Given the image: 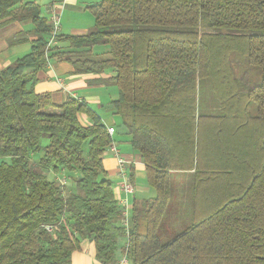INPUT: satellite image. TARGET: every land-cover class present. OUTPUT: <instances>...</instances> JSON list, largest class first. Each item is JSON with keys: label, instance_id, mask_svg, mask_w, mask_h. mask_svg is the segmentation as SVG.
<instances>
[{"label": "trees", "instance_id": "1", "mask_svg": "<svg viewBox=\"0 0 264 264\" xmlns=\"http://www.w3.org/2000/svg\"><path fill=\"white\" fill-rule=\"evenodd\" d=\"M87 8L94 30L59 34L46 51L52 26L40 5L0 0V25L30 21L36 36L28 53L0 66V264H71L85 238L97 260L116 264L123 236L130 264H264V0H100ZM98 44L108 49L96 53ZM51 60L70 61L78 74L114 73L95 80L117 87L113 113L156 193L132 206L129 230L104 167L108 125L82 99L55 104L36 91ZM252 67L261 80L250 86ZM206 77L214 113L198 101ZM175 171L192 172V218L164 241L158 227Z\"/></svg>", "mask_w": 264, "mask_h": 264}, {"label": "crops", "instance_id": "2", "mask_svg": "<svg viewBox=\"0 0 264 264\" xmlns=\"http://www.w3.org/2000/svg\"><path fill=\"white\" fill-rule=\"evenodd\" d=\"M34 1L40 5L42 10V16L49 18L53 11V8H59L62 12L61 15V28L60 34L63 35H83L91 32L95 28V20L87 8L88 5L96 3L100 0H56L55 5L51 0H26ZM33 24L30 21H11L0 25V66L6 67L12 64L17 58L28 53L31 50L33 40L36 38L33 32ZM22 35L24 40L16 43L9 44V39L12 36ZM95 52V51H94ZM97 53V52H96ZM113 72L94 74V73H75L74 65L67 60H51L48 66L38 73V82L36 84V91L38 93L49 92L52 95V100L55 104H61L69 97H77L86 102L92 109L98 112L104 122L108 126H115L116 132L114 133V141L117 143L123 142L120 147L121 152L124 154L128 166L130 179L135 186V192L130 197V210L136 202H141L145 199L153 198L155 196V190L152 188L148 180L145 179L146 170L145 163L143 162L140 152L134 149L131 145L129 133L118 132V119L113 116L107 117L106 114H102L101 110H112L111 101L118 97L114 84H105L103 81H96L99 77L108 78L113 76ZM114 88V90H113ZM111 90V91H110ZM118 91V89H117ZM110 92L113 94L110 96ZM106 115V116H105ZM83 123H89V119L86 115H80ZM116 133L123 135L124 139L116 138ZM104 167L107 171V175L114 182L115 196L118 197L116 184L119 182L117 175V160L115 156L108 150L104 157ZM180 175L191 174V171H175ZM140 176L139 179L137 176ZM147 176V175H146ZM57 178V177H56ZM121 195V194H120ZM166 213V212H165ZM165 214L160 222L163 225L165 222ZM191 221L188 217L185 222L179 226V229L183 230L187 224ZM139 230L144 232L146 229L145 221L140 220L138 224ZM178 227H168L165 233H169L168 240H171L176 234ZM180 230V231H181ZM159 233V232H158ZM160 235V234H159ZM127 236H123L119 240V250L117 253L116 264H130L129 261L121 263L122 249L127 243ZM164 241H168L164 238ZM96 246L93 241L88 238L82 239L80 243V249L76 250L72 255L71 264H103L95 257Z\"/></svg>", "mask_w": 264, "mask_h": 264}, {"label": "rangeland", "instance_id": "3", "mask_svg": "<svg viewBox=\"0 0 264 264\" xmlns=\"http://www.w3.org/2000/svg\"><path fill=\"white\" fill-rule=\"evenodd\" d=\"M62 22V21H61ZM22 36V35H21ZM19 36V37H21ZM15 37V36H13ZM11 36L9 41L13 39ZM10 44V43H9ZM12 45V44H10ZM108 49V46L103 44H98L94 47V51L97 53L104 52ZM241 59V58H239ZM242 60V59H241ZM236 68L238 70V75L242 74V71L246 68V66L239 62L236 64ZM251 73L254 75L251 79L250 86H253L260 82L261 74L260 69L258 67L250 68ZM259 72V75L257 73ZM115 91L117 94V87H115ZM114 90V88H113ZM111 91V90H110ZM113 92H110V96ZM199 103L201 104V108L208 113H214L218 110L217 101L214 98V94L212 92L211 83L209 78H201L199 80ZM252 110L255 112L256 105L254 104ZM102 114H106L107 117L113 116L115 119H119L117 115L113 113L112 110H101ZM105 115V116H106ZM109 122L107 121V124ZM124 139L123 135H119L116 133V138ZM123 142H119L118 145L121 147ZM119 147V148H120ZM49 177L52 178V174L49 173ZM139 179V175L137 176ZM147 180V176H144ZM57 179L61 182H64L65 185L70 183L69 179L67 178L66 174L61 173L57 176ZM191 184H192V176L191 174L180 175L177 173H172L171 175V198L169 204L166 209L165 213V222L163 225H159L158 232L163 240L166 238L168 240L169 233H165L168 227H178L177 232H180L179 226H181L188 217L192 218V203H191ZM191 221L188 223L190 224Z\"/></svg>", "mask_w": 264, "mask_h": 264}, {"label": "built area", "instance_id": "4", "mask_svg": "<svg viewBox=\"0 0 264 264\" xmlns=\"http://www.w3.org/2000/svg\"><path fill=\"white\" fill-rule=\"evenodd\" d=\"M52 3L55 5L56 0H51ZM61 15L62 12L58 8H53V11L51 13V16L49 18V22L52 26V32L49 37L48 43L46 45V51L49 50L50 47L56 44V37L60 34V28H61ZM108 133L112 137V142L108 147V150L115 156L117 160V175L119 177V182L116 184V189L118 191L119 196L116 197L119 201V203L122 206V223L126 227L127 230H129L130 226V216H131V210H130V197L135 192V186L133 182L130 179V173H129V166L127 163V160L124 156V154L121 152L119 146L114 141V133L116 132L115 126H108ZM127 256L123 254L121 263L127 262Z\"/></svg>", "mask_w": 264, "mask_h": 264}, {"label": "water", "instance_id": "5", "mask_svg": "<svg viewBox=\"0 0 264 264\" xmlns=\"http://www.w3.org/2000/svg\"><path fill=\"white\" fill-rule=\"evenodd\" d=\"M117 128L119 133H129L124 124H119Z\"/></svg>", "mask_w": 264, "mask_h": 264}]
</instances>
